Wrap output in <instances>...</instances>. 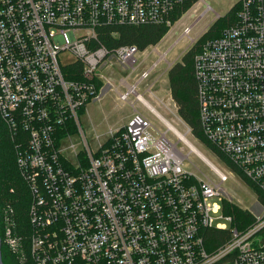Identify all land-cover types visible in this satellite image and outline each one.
<instances>
[{
	"label": "built area",
	"instance_id": "obj_1",
	"mask_svg": "<svg viewBox=\"0 0 264 264\" xmlns=\"http://www.w3.org/2000/svg\"><path fill=\"white\" fill-rule=\"evenodd\" d=\"M192 1L0 0V115L29 138L17 163L32 197L30 233H20L12 208L3 217L2 243L16 263L264 264V0H240L236 23L205 41L194 59L207 143L195 139L253 190L255 222L247 229L219 222L233 221L222 210L228 174L189 141L188 126L180 138L137 92L153 69L121 95L135 102L120 136L96 134L92 148L80 127L79 113L100 94L96 70L112 58L133 72L140 66L138 47L112 49L103 37L122 27L172 30ZM65 53L73 60L63 63ZM192 153L212 175L185 167ZM212 230L229 238L209 249Z\"/></svg>",
	"mask_w": 264,
	"mask_h": 264
},
{
	"label": "rangeland",
	"instance_id": "obj_2",
	"mask_svg": "<svg viewBox=\"0 0 264 264\" xmlns=\"http://www.w3.org/2000/svg\"><path fill=\"white\" fill-rule=\"evenodd\" d=\"M239 2L240 0H199L193 2L179 20H176L174 28L167 32L160 43L138 53L137 59L140 66L135 72L130 66L123 65L115 58H112L111 63L102 64L95 72L97 78L104 85L99 97L88 104L87 110L79 113L80 127L92 148L96 134L103 136L110 130L119 129L127 124L134 111L131 102H135V95L129 96V99L124 101L120 98V94L126 93L128 85H134L141 78L143 72L152 69L150 76L144 79L137 92L156 113L176 130L180 133L186 132L187 125L179 117L171 96L168 71L175 63L181 61L183 55L220 17H224ZM61 60L63 63H67L73 60V57L65 53L61 55ZM148 90L152 94L147 92ZM103 93L105 94L101 96ZM135 104L137 110L155 127L161 132L166 131V128L149 109L140 102ZM168 137L172 140L176 138L172 132L168 133ZM187 138L213 165L228 174L230 179L224 186L227 191L226 200L248 212L254 211L255 195L247 183L232 173L225 162L208 146L195 139V136L187 135ZM178 148L182 149L185 155L189 153L183 143H179ZM185 167L200 176V172L212 175L205 163L193 153L185 161ZM219 222L227 224L228 229L232 228V225L224 218Z\"/></svg>",
	"mask_w": 264,
	"mask_h": 264
},
{
	"label": "trees",
	"instance_id": "obj_3",
	"mask_svg": "<svg viewBox=\"0 0 264 264\" xmlns=\"http://www.w3.org/2000/svg\"><path fill=\"white\" fill-rule=\"evenodd\" d=\"M198 0L183 5L180 12L176 15L178 20L182 14ZM241 7V2L236 4L224 16L220 17L208 30L201 36L196 44H194L182 57L180 62L175 63L168 71V79L172 99L176 105L179 117L191 129L192 134L207 143L201 131L198 116V99H197V81L194 71V59L200 50L201 45L209 40L218 38L223 31L236 23L237 13ZM116 36L103 37V41L109 48L115 49L124 45H132L138 47L142 52L149 47L156 46L164 38L169 31L164 26H142V27H122L112 29ZM78 72L81 66H77ZM73 79L72 77H69ZM98 93L103 88L102 82H97ZM91 102L89 100L88 104ZM71 132H75L76 128L69 124ZM122 129L117 133L120 136ZM28 133L20 127L13 130L5 122L0 115V233L3 238V217L8 208H12L15 212V219L18 230L23 236L30 233V225L28 211L31 204V193L28 185L23 178L17 163V157L20 150L27 148ZM220 156V155H219ZM222 157V156H221ZM223 159V157H222ZM264 200L263 194L258 192ZM223 214L230 216L233 221L232 227L238 230H245L255 222V217L234 204L229 200L222 203ZM229 238V232H221L217 230L208 231V247L209 249L217 248ZM3 261L5 264L16 263L14 256L3 244L2 247ZM25 264H34L30 259Z\"/></svg>",
	"mask_w": 264,
	"mask_h": 264
},
{
	"label": "water",
	"instance_id": "obj_4",
	"mask_svg": "<svg viewBox=\"0 0 264 264\" xmlns=\"http://www.w3.org/2000/svg\"><path fill=\"white\" fill-rule=\"evenodd\" d=\"M2 247H3V243H2L1 233H0V264H5L3 261Z\"/></svg>",
	"mask_w": 264,
	"mask_h": 264
},
{
	"label": "crops",
	"instance_id": "obj_5",
	"mask_svg": "<svg viewBox=\"0 0 264 264\" xmlns=\"http://www.w3.org/2000/svg\"><path fill=\"white\" fill-rule=\"evenodd\" d=\"M106 91V89L104 90V92ZM117 91V90H116ZM105 93H103L101 96H103ZM123 93H121L120 94V98H121V95H122ZM87 110V109H86ZM133 115V114H132ZM131 115V116H132ZM131 116H130V118H131ZM126 125V124H125ZM125 125L124 126H122L121 128H119V129H115V130H112V131H117V130H121L123 127H125ZM111 131V130H110Z\"/></svg>",
	"mask_w": 264,
	"mask_h": 264
},
{
	"label": "bare ground",
	"instance_id": "obj_6",
	"mask_svg": "<svg viewBox=\"0 0 264 264\" xmlns=\"http://www.w3.org/2000/svg\"><path fill=\"white\" fill-rule=\"evenodd\" d=\"M144 102V101H143ZM144 104H146L145 102H144ZM181 134V137L180 138H185V136H184V134H182V133H180ZM207 163H208V161L207 160H205Z\"/></svg>",
	"mask_w": 264,
	"mask_h": 264
}]
</instances>
